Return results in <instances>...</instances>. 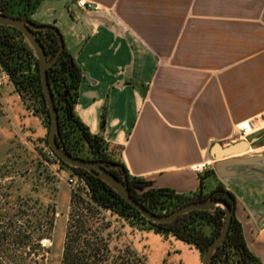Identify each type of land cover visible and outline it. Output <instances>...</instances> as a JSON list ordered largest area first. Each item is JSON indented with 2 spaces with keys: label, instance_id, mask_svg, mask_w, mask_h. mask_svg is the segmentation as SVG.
<instances>
[{
  "label": "crops",
  "instance_id": "obj_1",
  "mask_svg": "<svg viewBox=\"0 0 264 264\" xmlns=\"http://www.w3.org/2000/svg\"><path fill=\"white\" fill-rule=\"evenodd\" d=\"M30 20L61 34L81 71L74 113L128 176L178 195L229 193L264 264V0H42ZM240 141L253 143L222 160L250 161L219 176L215 153Z\"/></svg>",
  "mask_w": 264,
  "mask_h": 264
},
{
  "label": "trees",
  "instance_id": "obj_2",
  "mask_svg": "<svg viewBox=\"0 0 264 264\" xmlns=\"http://www.w3.org/2000/svg\"><path fill=\"white\" fill-rule=\"evenodd\" d=\"M41 1L2 0L1 12L12 17L28 19ZM39 34L43 39L41 44L46 56L53 57L58 48L56 37L52 32ZM0 59L16 93L28 106H37L45 128L48 130L49 116L41 91L37 61L25 49L22 36L15 29L0 26ZM47 80L58 114L57 142L71 156L120 164L126 173L127 187L131 197L153 214H168L180 206L193 201H202L208 197L200 192L192 195H178L170 189L149 188L148 182L128 176L120 159V153L117 151L118 159L113 158L114 152L108 149L100 137L90 134L74 113L81 71L65 49L57 61L47 69ZM42 144L47 147L46 138L43 139ZM37 160L39 165L49 162L45 155H38ZM57 163L61 168L69 171L71 177L82 180L86 190L84 195L78 190L72 192L70 196L71 212L66 222L59 264H115L119 244L129 250V246L120 240V237L109 241L111 235L106 227L93 230L89 218L83 215V212L95 211L101 214L108 212L120 220L134 224H148L155 229L156 233L171 234L177 240L195 248L201 255L220 231L223 218V212L220 210L212 214L192 211L168 224H151L97 177L81 169H71L60 160ZM112 173L119 177L115 172L112 171ZM218 190L224 192L220 188ZM227 194L234 202L233 196ZM42 205L37 207L35 215L25 220L20 226L8 224L5 230L12 231L11 233L6 234L0 230V264H48L45 255L49 251L41 244L47 237L37 235L41 222L46 220ZM11 208L14 209L12 206ZM5 213H8V209H5ZM46 225L50 228L51 221L47 220ZM11 244L26 248L27 253L12 256L5 249ZM211 264H260L248 251L241 226L234 215L224 244L216 251Z\"/></svg>",
  "mask_w": 264,
  "mask_h": 264
},
{
  "label": "rangeland",
  "instance_id": "obj_3",
  "mask_svg": "<svg viewBox=\"0 0 264 264\" xmlns=\"http://www.w3.org/2000/svg\"><path fill=\"white\" fill-rule=\"evenodd\" d=\"M47 131L37 106L25 104L10 81H3L0 84V230L11 233L5 230L8 224L20 226L43 204L46 220L41 222L37 235L47 237L41 242L49 251L46 262L59 264L73 189L67 182L70 172L58 163L49 160L37 164L38 155H45L42 141ZM112 156L118 159L117 152ZM79 190L86 194L84 183ZM82 214L89 218L93 230L106 227L111 235L109 241L120 237L129 246L128 250L119 244L115 264H200L199 251L171 234L156 233L148 224L120 220L108 212ZM47 220L51 221L50 228ZM5 249L12 256L27 253L26 248L12 244Z\"/></svg>",
  "mask_w": 264,
  "mask_h": 264
},
{
  "label": "water",
  "instance_id": "obj_4",
  "mask_svg": "<svg viewBox=\"0 0 264 264\" xmlns=\"http://www.w3.org/2000/svg\"><path fill=\"white\" fill-rule=\"evenodd\" d=\"M0 26L15 29L22 36V44L25 49L29 51L34 59L37 61L38 72L40 77V86L45 101V106L49 116V126L46 135V144L49 150L60 160L64 165L71 169H81L89 174L100 179L111 190H113L125 203L135 209L139 215L151 224H168L179 217H182L192 211H204L214 213L216 210L223 212L221 227L218 235L212 240L201 255L200 264H211L213 256L216 251L222 248L227 237L232 216L234 215L235 202L230 200V196L225 192H213L206 199L202 201H193L178 207L168 214L157 215L148 211L145 207L134 200L127 187L126 173L120 164L110 161H93L85 160L78 157L71 156L64 147L57 142L59 136L58 129V114L54 105L53 95L50 91L47 80V69L51 67L64 50V43L59 31L49 25H38L29 19L12 17L3 14L0 11ZM36 32H52L57 40V51L53 57L46 56L43 46L37 39ZM253 141L238 142L218 150V146H214V170L219 176H223L224 168L229 165H239L248 162V159H225L236 154L242 153L248 149ZM120 171V177L115 176L112 171ZM221 193L226 199L216 198L215 195Z\"/></svg>",
  "mask_w": 264,
  "mask_h": 264
},
{
  "label": "built area",
  "instance_id": "obj_5",
  "mask_svg": "<svg viewBox=\"0 0 264 264\" xmlns=\"http://www.w3.org/2000/svg\"><path fill=\"white\" fill-rule=\"evenodd\" d=\"M76 5L79 8H83L86 10H95V7H93L92 5H89L87 3H85V1H77ZM5 80H9V75L7 74V72L4 70L1 59H0V84L5 81ZM250 132V127L247 124H242L239 127H237V138L239 140H246L247 138V134H249ZM45 150V155L46 157L54 162H58L57 157L49 150L48 147H44ZM207 165H205L204 163L202 164H197L194 165L192 167V170L197 172V173H202L206 170ZM68 185L73 189V192H76L79 190V187L84 183L82 180H79L77 178H73L71 177L70 179L67 180Z\"/></svg>",
  "mask_w": 264,
  "mask_h": 264
},
{
  "label": "flooded vegetation",
  "instance_id": "obj_6",
  "mask_svg": "<svg viewBox=\"0 0 264 264\" xmlns=\"http://www.w3.org/2000/svg\"><path fill=\"white\" fill-rule=\"evenodd\" d=\"M1 3H2V0H0V11H1ZM2 13H3V12H2ZM3 14H4V13H3ZM6 15H7V14H6ZM9 16H10V15H9ZM23 19H24V18H23ZM28 19L30 20V17H29ZM39 33H42V32H36V36H37V39L39 38L38 40L40 41V43H42V42H43V39H42V37L39 36V35H40ZM41 45H42V44H41ZM113 172H115V174H117V175L120 177V175H121L120 171H115V170H114ZM214 192H219V190L216 189ZM215 197H216V198H219V197H220V198H224L223 195H222L221 193L216 194Z\"/></svg>",
  "mask_w": 264,
  "mask_h": 264
}]
</instances>
